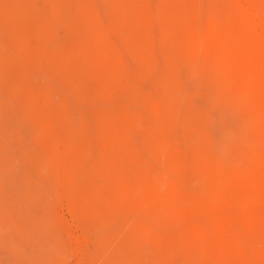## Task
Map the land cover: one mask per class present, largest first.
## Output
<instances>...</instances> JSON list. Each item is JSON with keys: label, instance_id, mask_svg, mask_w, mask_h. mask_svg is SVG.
Listing matches in <instances>:
<instances>
[{"label": "clouds", "instance_id": "1", "mask_svg": "<svg viewBox=\"0 0 264 264\" xmlns=\"http://www.w3.org/2000/svg\"><path fill=\"white\" fill-rule=\"evenodd\" d=\"M101 2L75 13L54 5L41 43L24 53L21 82L0 87V226L9 208L45 219L67 199L80 234L42 264H176L177 252L179 264H264V0L234 13L256 60L243 91L225 87L205 55L215 40L199 26L215 37L222 15L211 3L161 0L153 14ZM237 185L253 221L219 246L200 229L194 245L196 214L238 208ZM129 241L143 259H114ZM24 256L21 241L0 246V264H34Z\"/></svg>", "mask_w": 264, "mask_h": 264}, {"label": "rangeland", "instance_id": "2", "mask_svg": "<svg viewBox=\"0 0 264 264\" xmlns=\"http://www.w3.org/2000/svg\"><path fill=\"white\" fill-rule=\"evenodd\" d=\"M84 2L85 0H7L5 10L0 12V87L7 91L21 82L25 70L24 53L35 49L47 33L49 10L54 5H58L61 10L67 9L75 13L77 5ZM123 2L129 5L146 6L153 14L161 4V0H123ZM253 2L254 0H203L206 9L211 3L213 8L222 12V15L217 18L218 21L227 20L222 43L217 40L215 46L206 47L205 55L225 87L231 83L242 91L251 87L256 60L254 54L250 59L249 55L243 51L240 37L249 35V30L243 19L234 13L236 9H242ZM93 3L98 8L104 7L101 0H93ZM132 18L135 19L134 16ZM146 22V18L139 17L141 28ZM205 23L199 26L198 31L203 32ZM151 25L154 42L158 44L159 27L155 19L151 20ZM59 34L63 35V29ZM124 56L127 59L126 53ZM67 71L78 73L79 70L69 65ZM68 101L71 103V95L68 96ZM231 194L240 200L239 207L235 210L196 214L194 220L199 228H194V233L190 236L194 245L200 242V229H203L208 243L219 246L230 242L229 229H235L253 221L255 211L252 205L243 199V189L239 185L233 186ZM80 223L75 206L67 199L62 200L54 213H50L45 219L27 218L18 214L15 209L9 208L3 225L0 226L4 230L3 235L0 236V242H2L0 246L6 247L13 241H21L24 243L25 250L23 259L33 261L34 264H42V262L56 259V253L61 248L70 249V238L80 234ZM81 258L86 257L82 254ZM113 258L143 259V255L140 246L134 241H129L122 247L121 253ZM171 258L179 264L184 255L177 252Z\"/></svg>", "mask_w": 264, "mask_h": 264}, {"label": "bare ground", "instance_id": "3", "mask_svg": "<svg viewBox=\"0 0 264 264\" xmlns=\"http://www.w3.org/2000/svg\"><path fill=\"white\" fill-rule=\"evenodd\" d=\"M154 2V1H153ZM247 6V5H245ZM238 17L242 18L243 19V22L245 23L246 27H248V24H247V21L246 19L244 18V16L241 14V15H237ZM227 20H225L224 22L223 21H219V25H220V28H219V36L216 35L215 37H213V30L212 29H209V26L207 24V22L203 25V34L209 38L210 40L214 39L215 41H219L220 43H222V35H223V32H224V29H225V25L227 24L226 23ZM240 40L242 42V45H243V51L249 55V58L251 59L253 54H254V50L250 44V39H249V35H243L242 37H240ZM157 42V41H156ZM222 56H223V53H222ZM219 61V60H218ZM251 62V60H250ZM252 63V62H251ZM251 65V64H250Z\"/></svg>", "mask_w": 264, "mask_h": 264}]
</instances>
